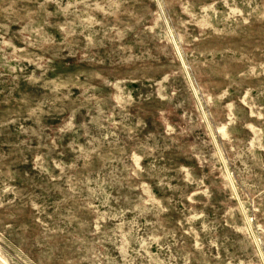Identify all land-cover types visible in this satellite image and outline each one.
Masks as SVG:
<instances>
[{
  "label": "rangeland",
  "instance_id": "374dc122",
  "mask_svg": "<svg viewBox=\"0 0 264 264\" xmlns=\"http://www.w3.org/2000/svg\"><path fill=\"white\" fill-rule=\"evenodd\" d=\"M0 264H264V0H0Z\"/></svg>",
  "mask_w": 264,
  "mask_h": 264
}]
</instances>
